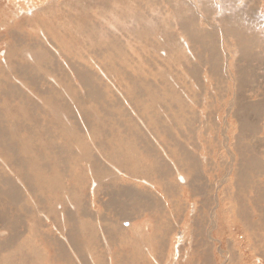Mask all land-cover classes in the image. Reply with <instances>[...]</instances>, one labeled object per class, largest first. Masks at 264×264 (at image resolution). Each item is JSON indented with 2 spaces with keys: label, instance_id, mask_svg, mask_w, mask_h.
Instances as JSON below:
<instances>
[{
  "label": "rangeland",
  "instance_id": "rangeland-1",
  "mask_svg": "<svg viewBox=\"0 0 264 264\" xmlns=\"http://www.w3.org/2000/svg\"><path fill=\"white\" fill-rule=\"evenodd\" d=\"M0 63V264H264V0H0Z\"/></svg>",
  "mask_w": 264,
  "mask_h": 264
},
{
  "label": "bare ground",
  "instance_id": "bare-ground-1",
  "mask_svg": "<svg viewBox=\"0 0 264 264\" xmlns=\"http://www.w3.org/2000/svg\"><path fill=\"white\" fill-rule=\"evenodd\" d=\"M119 11V10H118ZM7 18V17H6ZM30 26V25H29ZM99 47V46H98ZM95 49V48H94ZM41 50V49H40ZM11 54L13 53V49L12 50H10L9 51ZM21 52V51H20ZM103 52V51H102ZM8 52H6V54H7ZM48 53H49V51H48ZM50 54V53H49ZM15 55V54H14ZM7 57V56H6ZM10 57V56H9ZM16 57V56H15ZM18 58H19V56H17ZM1 64V63H0ZM24 64V63H23ZM7 65V64H6ZM25 65V64H24ZM22 67V66H21ZM10 68V67H9ZM23 68H24V66H23ZM7 69V68H6ZM85 69V68H84ZM88 69V68H87ZM23 69H21V71H22ZM25 70V69H24ZM86 71V70H85ZM12 73V72H11ZM5 75H6V72H5ZM13 76V75H12ZM7 77V76H6ZM9 78V77H8ZM17 80V79H16ZM32 82V81H31ZM53 96V95H52ZM23 103V102H22ZM48 120V119H47ZM49 123V122H48ZM47 129V128H46ZM1 143V142H0ZM4 145V144H3ZM10 155V154H9ZM8 155V156H9ZM5 156V155H4ZM7 156V157H8ZM54 157V156H53ZM7 163V162H6ZM24 164H26V163H24ZM30 165V164H29ZM32 168V167H31ZM30 169V168H29ZM34 169V168H33ZM37 173H39V172H37ZM12 175H13V173H12ZM34 175V174H33ZM36 175V174H35ZM34 175V176H35ZM4 175H2V177H3ZM7 176V175H6ZM6 176H5V179H6ZM1 177V178H2ZM181 177V176H180ZM5 179H3V181L5 180ZM1 180V179H0ZM6 181V180H5ZM10 181H11V179H10ZM4 183V182H3ZM8 183V182H7ZM12 183H13V180H12ZM188 183V182H187ZM4 185V184H3ZM14 185H16V184H14ZM188 187V186H187ZM2 188V187H1ZM0 188V189H1ZM4 190V189H3ZM1 191H2V189H1ZM13 192V191H12ZM1 193V192H0ZM5 193V192H4ZM4 193H2V194H4ZM7 193V192H6ZM194 193V192H193ZM1 194V195H2ZM190 194V193H189ZM92 195H93V193H92ZM185 195V194H184ZM5 196H7V194L5 195ZM10 197V196H9ZM8 197V198H9ZM12 197H13V195H12ZM12 199V198H11ZM1 200V199H0ZM5 201V200H4ZM90 201V200H89ZM2 202V201H1ZM85 204V203H84ZM86 205V204H85ZM80 211V210H79ZM81 213V212H80ZM216 214V213H215ZM202 218V217H201ZM21 220V219H20ZM16 221H18L17 219H16ZM74 223V222H73ZM11 224V223H10ZM1 226V225H0ZM261 227V226H260ZM18 228V227H17ZM12 230V229H11ZM82 231V230H81ZM103 231H105V230H103ZM106 233V232H105ZM189 235V234H188ZM191 237V236H190ZM178 239H180V238H178ZM110 241V240H109ZM4 245V244H3ZM103 245V244H102ZM105 246V245H104ZM192 246V245H191ZM12 247V246H11ZM2 251H4V249L2 250ZM5 252V251H4ZM13 252V251H12ZM3 253V252H2Z\"/></svg>",
  "mask_w": 264,
  "mask_h": 264
}]
</instances>
